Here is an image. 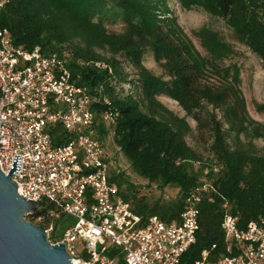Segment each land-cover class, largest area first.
<instances>
[{
  "label": "trees",
  "instance_id": "trees-1",
  "mask_svg": "<svg viewBox=\"0 0 264 264\" xmlns=\"http://www.w3.org/2000/svg\"><path fill=\"white\" fill-rule=\"evenodd\" d=\"M106 1L122 9L126 20L123 32H107L100 22L93 21L95 11ZM178 1L182 6H201L223 17L264 63V0ZM168 9L167 0H9L0 10V27L9 31L13 45L27 50L39 47L48 54L65 50L64 44L70 45L66 50L69 54L66 66L71 78L77 85L89 89L95 98L93 108L98 112L95 137L103 141L110 129L101 118L102 110L116 112L111 128L113 140L133 170L160 187L178 189L177 197L171 202L157 200L150 204L142 200L134 206L131 204L142 222L152 215L165 222L178 221L192 190L202 180L212 184L215 191L201 192L195 242L180 258V264H192L201 257L202 250H207L206 260L212 264L220 255L227 254L221 229L226 211L237 218L239 229H244L251 220H264V145L258 150L253 144L251 148H231L225 131L214 122L210 153L218 168L210 164L202 174L203 167L199 170L193 167L195 162L202 161L201 157L184 138L188 130L186 122L177 117L164 121L143 112L134 95L120 86V82L127 80L119 61L114 56L105 59L95 51L98 48L123 55L136 69L135 85L146 100L163 94L176 101L186 114L194 113L206 101L223 108L229 129L236 137L246 134L264 139V126L247 117L237 69L230 81L223 79L218 85L208 82L205 59L175 18L167 17ZM202 45L217 59L231 53L217 33L203 31ZM147 50L152 52L168 79L155 76L143 65L142 56ZM226 73L228 69L223 71ZM104 97L108 104L103 103ZM51 133L55 145L67 140L60 127H52ZM121 177L122 173L111 177L118 189ZM119 194L125 201L130 200L128 194L120 190ZM48 208L43 207L33 216L43 214ZM61 216L64 231L73 221ZM58 223L56 220L54 229ZM236 253L233 246L230 255ZM119 264L125 263L120 260Z\"/></svg>",
  "mask_w": 264,
  "mask_h": 264
},
{
  "label": "built area",
  "instance_id": "built-area-1",
  "mask_svg": "<svg viewBox=\"0 0 264 264\" xmlns=\"http://www.w3.org/2000/svg\"><path fill=\"white\" fill-rule=\"evenodd\" d=\"M8 1L0 0V10ZM68 55L66 50L45 54L39 47L15 46L9 31L0 27V169L7 174L18 154L20 167L12 180L23 197L35 199L37 212L51 206L72 219L53 239V227L43 226L52 244H64L71 264H180L199 229L201 192L214 187L202 180L178 221L152 215L142 222L111 181V159L95 137V98L72 80ZM103 103L108 104L105 97ZM116 117L111 110L101 112L110 130ZM56 126L67 135L59 145L51 133ZM221 229L227 254L212 264H264L263 219L239 229L237 218L226 211ZM233 246L237 253L230 255ZM200 255L192 264H209L208 251Z\"/></svg>",
  "mask_w": 264,
  "mask_h": 264
},
{
  "label": "rangeland",
  "instance_id": "rangeland-1",
  "mask_svg": "<svg viewBox=\"0 0 264 264\" xmlns=\"http://www.w3.org/2000/svg\"><path fill=\"white\" fill-rule=\"evenodd\" d=\"M167 7L169 8L167 17L175 18L177 24L192 41L196 51L205 59L206 80L217 85L223 79L230 81L232 72L237 69L238 87L244 99L247 117L256 124L264 126V63L259 56L248 47L246 41L240 38L234 29L226 24L223 17L213 15L201 6H182L178 0H167ZM93 21L100 22L107 32L114 33L123 32L126 24L122 9L111 1L104 2L95 11ZM203 31L217 33L222 42L229 46L231 53L220 59L211 56L202 45ZM63 48L69 50L70 45L64 44ZM95 51L105 59L114 56L119 61L121 72L127 80L120 82V86L124 90L127 88V91L134 95L143 112L164 121H171L172 117H177L186 122L188 130L184 138L186 143L201 157L202 161L195 162L193 167L197 170L203 167L202 174L207 172L210 164L212 167L215 166L214 157L210 153V145L214 139L212 130L214 122H218L221 129L225 131L226 142L231 148H251V144H253L254 148L258 150L264 145L262 137L251 138L246 134H239L236 137L235 132L229 129L230 125L226 121L222 107L217 108L204 101L194 113L186 114L176 101L163 94H157L152 100H146L135 85L138 79L136 69L125 60L123 55H113L105 49L96 48ZM142 63L155 76L162 77L164 80L168 79L163 75L162 67L154 60L150 50L143 54ZM225 69H228V73L223 74ZM223 75H225L224 78ZM102 142L111 159L113 174L122 173L119 190L130 196L129 202L133 206L142 200L150 204L157 200L162 202L175 200L178 194L177 188L160 187L157 183L149 182L133 170L129 160L114 143L113 133L110 129ZM133 196L134 198H132ZM47 210L49 213L45 214L44 218L34 217L31 214L26 218L34 224L52 226L53 236L59 237L65 231L62 230L65 224L62 221L61 213L52 209L51 206ZM56 220H59V223L54 229Z\"/></svg>",
  "mask_w": 264,
  "mask_h": 264
},
{
  "label": "water",
  "instance_id": "water-1",
  "mask_svg": "<svg viewBox=\"0 0 264 264\" xmlns=\"http://www.w3.org/2000/svg\"><path fill=\"white\" fill-rule=\"evenodd\" d=\"M12 163L7 174L0 169V264H71L64 244H52L45 228L26 218L38 211V203L23 197L12 180L20 167L18 154Z\"/></svg>",
  "mask_w": 264,
  "mask_h": 264
}]
</instances>
